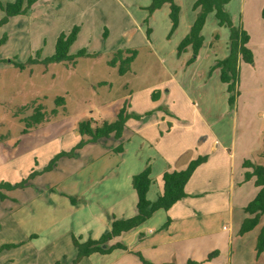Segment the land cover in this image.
Returning a JSON list of instances; mask_svg holds the SVG:
<instances>
[{"label":"rangeland","instance_id":"374dc122","mask_svg":"<svg viewBox=\"0 0 264 264\" xmlns=\"http://www.w3.org/2000/svg\"><path fill=\"white\" fill-rule=\"evenodd\" d=\"M14 1L0 0V4ZM152 1L39 0L28 15L13 17L8 24L0 26V41L7 37L6 43L0 47V183L13 184L23 179L29 180L36 171V161L41 163L50 155L53 157L55 153L70 149L75 136L79 135L78 131L74 135L72 128L79 122L100 119L101 114L113 122L123 108L129 111L132 105L138 109L159 107L161 104L169 106L173 99L167 96L166 90L174 77L189 95L188 99L183 98L182 103V115L186 120L194 112L192 104L197 107L200 105L198 112L214 119L222 126L224 133L226 130L229 136L232 130L237 162L246 158L264 166V158L261 157L264 152V0H233L225 9L230 13L234 25L242 27L250 36L248 47L254 58L252 64L240 62L233 105L229 102L231 94L228 93L227 85L221 82L219 71L213 70L215 61L222 59L227 52L229 29L219 27L215 14H210L203 31L205 49L202 57L197 63L189 64L193 58L192 51L181 57L177 54L178 46L195 16L192 7L196 0H181L177 3L181 8V28L171 36L169 5L150 16L147 8ZM4 16L0 9V21ZM74 27H80V32L70 54L84 51L88 56L77 59L76 65L72 62L50 66L42 63L27 65L30 59L43 61L52 57L59 36L71 32ZM148 28L152 30L150 38L147 35ZM118 50L138 51L131 72L125 76H120L118 67L113 68L108 64ZM22 64H25L24 69L18 67ZM203 93H206L207 103L210 95L214 97H211L214 99L211 113L201 98ZM155 95H162V99L157 101ZM60 97L65 98L63 106H57ZM40 105L43 106L46 121L25 133L24 121ZM55 109L58 113L53 115ZM110 140V143L118 142L114 138ZM133 144H137L136 139L131 142V147ZM134 146L128 152L130 157ZM78 166L81 163H72L70 169L77 171ZM131 167V163L121 167L122 177ZM65 175L62 166L39 184L48 186L49 183H63ZM235 180H240L238 175ZM248 184V188H255L252 183ZM98 189L95 187L88 196L97 198ZM32 194V191L27 190L16 193V196L20 201H32ZM66 202L63 201V205ZM13 203L10 200L0 202V225L3 226L0 230V246L8 240L12 231L11 227L6 226L7 223L18 221L19 227L24 225L23 229L27 232L37 227L35 219L38 214L35 210L32 209L33 215L22 204ZM31 206L32 202L28 207ZM20 207L26 216L33 218L28 223L19 219L22 213ZM237 207H240L238 202ZM57 217L61 219L60 214ZM71 222L77 225V222ZM156 222L157 217L147 224ZM224 224L228 226L225 220L216 229L222 231ZM263 226L264 218L259 230ZM16 232L22 233L20 229ZM55 234L60 235L53 243L58 248L45 249L34 257H25L20 250L3 254L12 253L15 260L13 264H56L57 259L61 262L72 259L75 251L66 240L64 231L58 229ZM215 238L223 239L210 236L197 246L191 242L179 244L172 247L175 256L172 251L160 256L147 243L139 244L136 231H133L116 241L128 246L133 253L117 249L108 255L93 254L81 264H145L136 252L150 263L167 261L186 264L193 255L201 263L204 251L215 246ZM222 242H217L221 248L213 251L219 252V256L209 264H264V261L257 263L256 255L253 256L249 247L251 241L240 244L235 240L232 248L228 245L226 251L227 243L224 247ZM198 248L201 250L196 254Z\"/></svg>","mask_w":264,"mask_h":264},{"label":"crops","instance_id":"0c3cea01","mask_svg":"<svg viewBox=\"0 0 264 264\" xmlns=\"http://www.w3.org/2000/svg\"><path fill=\"white\" fill-rule=\"evenodd\" d=\"M179 1L181 0H176V3ZM193 12L195 16L188 27V33L198 13L194 10ZM180 28L181 11L179 26L175 33H178ZM188 33L184 35L183 39ZM204 49L205 44L194 63H197L201 59ZM190 51H192L191 47L181 56L188 55ZM228 55L229 41L227 52L220 60H224ZM217 61H215V64ZM217 70L221 79L220 69ZM171 81L172 83L169 84L166 94L167 96H172V103L169 106L161 104L159 107L146 109H138V107L133 105L130 106L128 108L129 111L127 110L129 113L143 116L148 112H152V115L141 120L129 119L122 138L115 140L118 142L110 143V139L113 138L111 137L102 139L97 143H89L77 151L74 157L61 158L52 171H44L55 156L62 152H70L81 141V135H76L78 125H75L72 128V133L76 135L75 141L70 149L55 153L53 157L50 155L44 161H41V163L36 161L35 173H38V175L29 180L24 188L3 191L7 195V199L0 202L4 203L10 200L14 203L22 204L23 208H28L31 212L34 209L38 217L35 219L37 227H32L34 231H25L23 229L24 225L19 227L18 221L6 224L7 227L12 228V231H10L11 234L8 236V240L2 243L0 248L4 245H18V247L2 250L0 252V264H13L15 262L12 253L3 254V252H17L16 250H20L25 257L28 255L34 257L45 249L58 248L56 244H53L57 241V237L60 236H56L55 234L58 229L64 231L66 240L75 251V256L72 259H65V262H61L58 259L56 262L71 264L77 256V250L73 243L74 237L81 240V242L89 239H99L111 230L113 221L132 218L137 214L138 195L132 186V179L135 175L140 174L146 168L151 169V178L154 183L148 193V199L155 201L164 191V174L185 170L192 161L200 156H208L209 159L195 171L188 182L186 186L188 197L175 204L169 211H157L145 224L133 230L136 231L139 244L147 243L148 247L158 251L160 256H166V253L172 251L173 246L175 248L179 244L188 242L194 243L197 246L204 239L211 236L223 239H213V242L216 244L207 251H204L201 263H212L214 259L207 262L208 255L214 250L220 249L221 247H219L217 242L222 241L224 247L225 242L227 243L226 251L228 250V245L232 248L235 240L240 244L249 240L251 241L249 247L253 252V256L256 255L257 238L261 231L259 227L264 216L260 221L261 223L253 231L244 236H239L238 234L243 221L249 217L245 213L244 208L255 199L259 192V189L255 186V179L249 182L244 181L245 173L250 171L243 166L244 162L248 159L243 158L237 162L236 150L234 151L235 145H232L234 142L232 141V130L229 136L226 130L224 133L222 126L218 125L214 119L212 120L206 114L201 115L198 112L200 105L197 107L194 104L192 106L189 104L194 112L190 119L186 120L182 115V103L183 98L188 99L187 96L189 95H187L178 79L174 77ZM131 93L133 92L131 91ZM201 95V98L207 105V111L211 113L214 103V99H211L213 95H210L208 103L204 96L206 93ZM156 96H158L157 101L162 99V95ZM164 102L166 103V101ZM90 120L95 126L104 120L109 121V117H103V114H101L100 119ZM135 139L137 140V144L135 146L133 144L131 147L130 144ZM108 142L109 144H107ZM120 146H122L123 150L116 152ZM133 146V154L130 157L128 152L130 148L133 149ZM261 157L264 158L263 153ZM72 163H81V166L76 167L77 171L73 172L70 169ZM129 163L132 164V167L122 177L120 169ZM254 163L257 164L256 162ZM62 166L66 174L63 178V183L59 181L54 184L49 183L48 186L39 184L42 179H45L54 171H58ZM67 173L69 174L67 175ZM236 175L240 178L237 182L235 180ZM18 183L20 182L18 181L12 185ZM248 183H252L255 188H248L249 186H246L249 185ZM95 187H99L97 198H92L88 194ZM53 188H56V191H53ZM27 190L34 193L31 196L32 201H20L16 193ZM48 191L50 193L46 196ZM244 199L245 202H243ZM63 201L67 202L63 205ZM30 202H32V206L28 207ZM237 202L240 204V207L236 208ZM19 210L22 211L19 218L21 222L28 223L33 219L30 218L31 216L25 215L22 207ZM32 214L34 215L35 213L32 212ZM58 214L61 215V219L57 217ZM156 217L158 222L147 224ZM168 219H171L170 226L167 229H162ZM225 220L228 222V226L222 225V231L219 232L216 227L220 228L221 222H225ZM71 221L77 222V225ZM62 222L63 224H60ZM2 227L0 225V230H2ZM19 229L22 231L20 234L16 232ZM128 233H124L123 235L125 236ZM99 234L100 237H98ZM123 235L112 240L109 246L114 245V243L116 244L117 239L123 237ZM167 248L171 250H162ZM200 250L198 248L196 254ZM124 252L133 253L134 251L128 248V251ZM231 253L234 255L233 249ZM87 258L89 257L84 258L79 264L83 263ZM189 260L198 262L195 255L190 256ZM263 261L264 253L257 260V263H262ZM178 263L157 261L152 264Z\"/></svg>","mask_w":264,"mask_h":264},{"label":"trees","instance_id":"16d2710c","mask_svg":"<svg viewBox=\"0 0 264 264\" xmlns=\"http://www.w3.org/2000/svg\"><path fill=\"white\" fill-rule=\"evenodd\" d=\"M39 0H15L12 3L5 5L0 4L1 11L5 14L4 18L0 21V26L8 24L9 20L17 16H26L31 11L32 7ZM232 0H197L193 5V10L197 11V17L193 23L188 35L181 41L178 46V56H181L186 50L191 47L193 52V58L189 61L192 64L197 59L200 50L204 45V36L202 31L206 25L207 18L210 14L214 13L217 19L219 27H226L230 31L229 38V55L224 60L216 62L213 70L220 69L221 81L227 85L228 93L231 94L230 105L234 104L235 91L237 87V81L239 77V65L240 61L252 64L254 62L253 52L248 47L250 36L242 27H236L231 20L230 15L225 10V7ZM170 5V20H171V32L170 36L176 32L180 21L181 8L176 3V0H153L151 5L147 8L150 16L155 11L161 9L165 4ZM262 17L264 18V9L262 11ZM148 23L149 21L146 20ZM80 27H74L69 33H63L59 36L56 42L55 54L46 58L43 61L30 59L27 65L42 63L46 66L59 63L72 62L74 65L77 63V59L88 56L84 51L77 53L76 55L70 54L72 46L78 39ZM152 30L147 29V35L150 38ZM218 39V36H216ZM7 37H4L0 41V47L5 44ZM138 56L137 50H118L109 61V66L118 67V73L120 76L126 75L132 68V64L135 62ZM21 69L25 68V64L18 65ZM158 96H154L157 99ZM65 105V98L60 97L57 99V106ZM43 106L40 105L35 109L33 115L30 116L24 122L26 123L25 133L30 129L40 126L46 121V114L43 112ZM58 111L53 110V115H56ZM152 115V112H148L145 115H136L129 113L127 108H123L117 118L113 122L102 121L94 126L92 121H82L78 124V132L81 135V141L70 151L62 152L55 156L44 171H52L58 161L63 157H74L80 149L89 143H97L102 139L115 138L121 139L126 128V123L129 119L133 118L141 120L145 117ZM122 146L118 147L116 152H121ZM264 156V152H263ZM208 156H200L196 160L192 161L189 166L182 171L167 172L164 174V191L155 201L148 199V193L153 180L151 178V169L146 168L143 172L135 175L132 179V186L138 195L137 214L128 219H117L113 221L111 230L99 239H89L85 242L77 238H73L74 246L77 250L76 259L71 264H79L84 258L90 257L93 254L108 255L114 250L128 251V247L122 243H116L109 246V243L117 237L122 236L124 233L131 232L143 224H145L152 216L160 210L169 211L175 204L186 199L188 194L186 193V186L195 171L204 163L208 161ZM245 169H249L244 175V181L249 182L255 179V186L259 189L255 199L251 201L244 211L249 215L239 230V236L253 231L260 224L261 218L264 215V166L257 165L250 160H246L243 164ZM38 173L30 175V179L35 178ZM29 180H24L16 185H12L8 182L0 183V201L7 199V195L3 191H13L16 189L24 188ZM171 224V219L164 224L162 229H167ZM18 245H4L0 248V252L5 249L15 248ZM264 253V226L262 227L256 243V259L259 260ZM137 256L145 264H152L143 259L142 255L138 252ZM219 256V252H213L209 255L207 262H210L214 258ZM56 264H61L57 262ZM186 264H205L189 260Z\"/></svg>","mask_w":264,"mask_h":264}]
</instances>
